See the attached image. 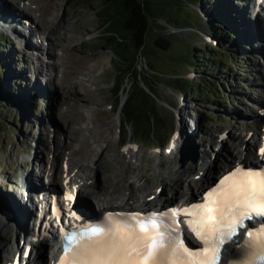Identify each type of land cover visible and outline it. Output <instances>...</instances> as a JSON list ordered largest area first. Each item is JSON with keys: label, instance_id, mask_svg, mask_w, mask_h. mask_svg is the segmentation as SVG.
Masks as SVG:
<instances>
[{"label": "rangeland", "instance_id": "obj_1", "mask_svg": "<svg viewBox=\"0 0 264 264\" xmlns=\"http://www.w3.org/2000/svg\"><path fill=\"white\" fill-rule=\"evenodd\" d=\"M19 1L21 5L25 3V0ZM157 1L165 4L171 0ZM195 1L176 0L177 4L172 13L173 19H171L179 24H192L193 27H175L167 24L165 19L149 17L151 32L146 39V49L138 52L135 47H132L130 54L135 56L133 60L135 72L128 74L127 67L130 62L127 58L128 53L125 55V59L120 54V49L126 41L123 35H127L128 31L111 26L117 30L119 37L112 41L108 40V31L104 27L105 21L101 17L104 3L101 0H58L55 4L58 7L53 8L57 13L53 24L62 26L65 24L71 29L76 41L71 43V47L75 49L74 54L80 60L77 65L83 70L85 66L89 65L88 67H90L96 63V71L93 81L78 74L81 75V78L78 79L82 80V84L78 83L76 87L77 79H72V70H68L67 77L73 82L72 88L57 86L58 91L53 83H49L46 86L49 91L46 96L41 94L37 88L38 83L45 82L44 76H39L36 79V69L32 63H25L22 60L23 52L20 50L19 44L13 38L14 42L12 43L10 39H7V36L10 38L12 36L0 30V42L4 44V47L0 45V72L5 68L9 69L11 73L9 79L3 83L5 94L0 98V243L2 244H0V259H5L8 254L5 247L8 242L17 244L18 241L21 242L22 238V234L14 227L15 221L10 209L7 210V206L1 200L9 199V197L15 198V196L17 198V195H22L23 172H26L27 169L30 174L37 172L34 169L37 160L34 157L35 152L38 155L41 154L40 159L42 160L43 158L50 159L53 144L49 141L53 142L55 135L56 138L61 136L62 148L64 133L62 134L61 131L50 132L49 138L48 136L44 138L45 147L37 145V148L34 141L41 135V126H43L42 132L47 131L46 125H42L39 119L46 118L49 110L54 107L67 110L71 105L69 97L72 94L82 93L81 97L89 100L84 107L88 119L84 120L80 114L76 115L79 126L83 125L86 130L89 127L99 129L105 121L111 123L113 127L110 140L104 141L101 147L99 146L98 154H95L91 158L92 161H88L86 164L87 166L90 164L88 166L90 173L92 168L97 166V172L93 171L95 174L97 173L96 178L99 179L95 188L101 195L107 193L111 197L113 208L118 207L119 202H122L124 207L130 206L133 201H137L134 199L138 196L150 195L156 192L157 186L161 187L162 185H164L163 192L168 193L165 196L167 199L176 198L175 193H180L179 190L183 186L185 187L189 181L188 169L190 170L191 164L194 165V169L191 171L192 177L194 178L195 175L197 178V171L201 166V153L204 149L215 152L214 157L209 160L211 159L213 162V167L216 165V170H221V167L229 162L227 157H232L230 152L243 154L242 148L245 147L246 142L251 143L247 144V147H252L254 152V131L259 125L258 109L260 108L258 103L264 97V58L260 56L257 49L261 43L256 41V31L262 27V24L260 21L258 23L249 22V20L253 21L249 17L252 7L246 6V0H230L233 5L225 4L227 0H201L195 8L186 4ZM3 2L5 5L11 6L9 0H3ZM200 9L206 19L212 18V15H216L217 18L219 16V18L225 19L224 15L231 18L229 16V11H231L233 16L231 20L237 25V34L224 41L223 46L217 47L220 53L228 52L232 56L231 66H226L225 72L222 73L219 70L215 74L219 82L231 84L230 86L226 84V88L222 89L224 102L220 103L215 98L202 99L171 85L177 83L172 80L173 78L189 77L193 82H196L208 75L191 65L198 58L197 55H203L204 50L208 53V43L217 45V39H214L213 34L208 32L209 20L201 18ZM112 12L115 10L113 9ZM35 16L36 14L28 13L25 19L33 22L34 19L36 20ZM111 17L115 19L114 16ZM156 21L157 24H164L174 34L167 36L169 39L168 48L156 45L155 40L159 36L155 31ZM226 23L231 25L230 22ZM36 24L40 26L39 23ZM44 25L45 30H48L47 25L45 23ZM43 26L41 24L40 27ZM187 34L189 35L186 37ZM51 37L54 39L56 36L52 35ZM197 48L201 51H197ZM245 56H249L248 68L247 64L243 63L246 62L243 58ZM148 62L152 64L155 72L159 75L158 77L154 76ZM240 65L246 68H242ZM58 70L62 72L60 68L51 67L54 79L57 78V83H60L63 76L58 78ZM135 73L138 82H136ZM116 82H120L122 87L119 96L113 93ZM178 82L181 87H184L185 80ZM136 84L155 104L158 126L153 132H148L147 129H141L138 126L134 127L131 123L128 125L122 123L120 108H118L119 102L120 106L124 104ZM61 96L64 100L59 106ZM23 98L25 102L18 107V99L24 100ZM48 104H51L49 109L47 108ZM35 107L36 111H34ZM17 114L18 125L15 124ZM69 114H64V117L67 116L65 121L72 113ZM55 117L57 118V113ZM252 132H254L253 135H251ZM245 136L248 137L245 138ZM130 142L132 143L130 144ZM129 147L136 150L133 158L126 152ZM40 148L43 150L42 153ZM36 149L37 151H35ZM64 154H66L65 151ZM63 156L58 157L60 158L58 162L63 163ZM32 160L34 163L30 162ZM129 160L132 161L129 163ZM27 161L29 162L25 165ZM179 168L184 169L186 173L181 174ZM114 170L118 171L117 174L113 172ZM117 179L118 183H114L113 181ZM130 181L135 183L131 184ZM196 187L198 186L196 185ZM169 192H173L172 197L168 196ZM85 193L89 194L87 191ZM173 201H177V198ZM138 202L139 205L142 204V200ZM146 207L152 206L147 203ZM8 222L14 224L11 229L5 227Z\"/></svg>", "mask_w": 264, "mask_h": 264}, {"label": "snow or ice", "instance_id": "obj_2", "mask_svg": "<svg viewBox=\"0 0 264 264\" xmlns=\"http://www.w3.org/2000/svg\"><path fill=\"white\" fill-rule=\"evenodd\" d=\"M181 216L201 247L186 242ZM256 219L259 226L249 227ZM61 239L59 264H264V168L237 164L202 202L147 214L107 212Z\"/></svg>", "mask_w": 264, "mask_h": 264}, {"label": "bare ground", "instance_id": "obj_3", "mask_svg": "<svg viewBox=\"0 0 264 264\" xmlns=\"http://www.w3.org/2000/svg\"><path fill=\"white\" fill-rule=\"evenodd\" d=\"M9 1L11 3V6L8 5L5 8H3L1 5L4 2H3V0H0V30L2 32H5L7 35L12 36L11 38L9 36H7V39L8 40L10 39L12 43L15 40V42L19 44V47H21L20 50L23 52V59L22 60H24L25 63L26 62L32 63L34 65V68L36 69V79H38L39 76H44L43 79L45 82L41 83V84L38 83V86H37V88L39 89L41 94H43L45 96L47 95L46 93H47L48 89H46V86H48L49 83H53L55 89H57L58 91H59V88H65V87H71L72 88L73 82L70 80V78L67 77L68 70H72V73H71L72 77L71 78L77 79L76 81L74 80L76 87L78 86V83L82 84V80L78 79V78H81L80 77L81 75H78V74H82L85 79H87V77H88L89 80L93 81L94 73L96 71V63H93V64L91 63L92 65L90 67H88L89 65L85 66L84 69L82 70L77 65V63L80 60L74 54L75 49H72V47H71V43L76 42L75 37L71 33L72 32L71 29L67 25H65L64 22H63V24H64L63 26L59 25L58 24L59 22L57 23L58 25L53 24V21H55L57 18V13L55 10H53V8L56 9L55 7H58V6H55V4H57L56 2L58 0H25L24 1L25 3H23L22 5H21V2L19 0H9ZM253 2H254V0H246L245 3H246V6L252 7ZM19 3H20V5H19ZM199 11L202 14L201 9ZM28 13L29 14H36V16H35L36 20L34 19L33 22H27V19H25V17H26V15L28 16ZM249 17H251V19L253 20V21L249 20V22H253V23H255V22L258 23V21H259L258 19H260V17L255 18L254 14L252 12H250ZM35 22L39 23L40 26H41V24L43 26L45 23L48 27V30L47 29L45 30V28H46L45 25L43 27H40ZM52 35H54L56 37L53 39L51 37ZM246 35L249 36V34H246ZM12 38L14 40H12ZM256 39H257L256 41H259L261 43L259 46H257V49L259 50L258 53L260 54V56H264V42H263L264 31H263L262 27L258 31H256ZM13 47H14V45H13ZM76 53H78V51H76ZM52 59H53V61H51ZM80 59L82 60L81 57H80ZM51 67H53V68L57 67V68L62 69V72H61V70H58V78H61L63 76V78L60 79V83H57V78L54 79L55 77L51 73ZM41 74H44V75H41ZM48 80H49V82H48ZM57 86H59V88ZM113 93H115V92H113ZM81 95H82V93H75V94L70 95L69 99L71 100V105L69 106V108L67 110H62L61 107H59V108L54 107V109L52 108V110H49V113H47L46 118L42 117L41 118L42 120L39 119V121L42 123V125H44V126L46 125L47 131L45 132V130H44L42 132L43 126H41V128H40L41 135H39V136L37 135L38 137H37L36 141H34V142H35V146L37 148H38V146L45 147L46 143H45L44 138L47 136L49 138L50 132L56 133V132L61 131L62 134L64 133V140L62 141L63 142L62 148H61V136H59V138L58 137L56 138V135H55V139L53 140V142L49 141L51 144H53L52 147L54 149V152L57 153V155L55 156L56 159H60L58 157H60V155L63 156L64 151L66 153L63 156L65 166H63V168H61V171L63 173V178L65 180L69 179V182H68L69 184L66 185L67 189H66V193H65L63 199L66 200L65 196L69 191L75 190V188L73 187V184L77 183V184H79L80 188H82V187L90 188L89 193H90V195L93 196V203L92 204L96 205V201L94 199L96 197L97 202L99 203V206L102 207L103 206V203H102L103 200L101 198V194L99 193V191L96 188H94V186H92V184H98L99 183V181H97L99 179L96 178L97 173L95 174L93 172V171L97 172V166L95 168H92V166H91L92 172L94 173L93 174L91 172L92 173L91 174L88 171V166L90 164L88 166L86 164H88L87 163L88 161H92L91 158H93V156L95 154H98L99 146L101 147V145L104 141L106 142V140H110V138H111L110 135L112 134L113 127H112L111 123H108L105 121H104V124H102L101 128H99V129H94L93 127L91 128L88 126L89 128H87V130H86V129H84L83 125L80 124L81 126H79L78 120H76V117H77L76 115L80 114L81 116H83L82 118L84 120L88 119V114L85 112L84 107L86 106V103L89 102V100L86 98H82ZM63 100L64 99L61 96V98L59 100V106L62 104ZM22 101L25 102V99ZM263 103H264V101L261 100L260 109H258L259 116L260 115L262 116L264 113V104ZM67 104L69 105V103H67ZM49 105H51V104H48V106H47L48 109H49ZM36 106H37V104H36ZM34 111H36V107H35ZM56 113H57V118L55 117ZM69 113L70 114L72 113V114H71V116H68L67 121H65L67 116H65L66 117L65 118L64 114H69ZM72 117H74V118H72ZM89 120H90V118H89ZM72 123L76 124V125L73 124L75 127L72 125ZM79 123H81V122H79ZM88 124H90V123H88ZM93 125H94V123H93ZM92 132H95V133H92ZM42 134H44V135H42ZM40 137H41V139H40ZM95 137H97V138L95 139ZM131 143L132 142H130V144ZM186 144L189 145L188 142H186ZM188 147H190V146H188ZM247 149L251 153L252 157L258 158L257 155L256 156L253 155L251 147L248 146ZM40 150H41V148H40ZM189 150H190V148L188 149V151ZM195 150H196V148H195ZM35 151H37V149ZM42 151L43 150H41L40 152L42 153ZM40 152H39V154H40ZM126 152L128 153V155H130V157H132V158L135 157L136 150L134 148L129 147ZM30 155L32 156L33 154H30ZM40 155H38L35 152L34 157H36L37 160L35 162L36 167L34 169L37 172L35 174L34 173L30 174V171L28 169L26 172H23L22 182L25 185L26 190L28 189L29 193L28 192L26 193L25 191H23L22 195H17V198L15 196V198L9 197V199L4 198L1 200V202L3 201L4 205L7 206L6 207L7 210H8V208L10 209V211L13 215L14 221H15L14 222L15 225L8 222L5 227L6 228L8 227L9 229H11L12 225H14L16 230L18 232H20L22 234V236H24V234L26 233V227L29 228L32 225V220H33L34 215H35L34 214L35 203H34V199L32 197V194H30L31 190L33 189L32 186H34V188H36V189H44V188H42V185L46 186V185L50 184L49 179L45 180V181L41 180V183H40V178L43 177V172H46V170H48V165L46 164V159H44V158H43V160L40 159ZM233 155L237 159H240V158H238V157H240V153H236ZM39 159H40V162H39ZM207 160L209 161V157H208V154H205V157L203 159V164L200 167V168H202L201 170L203 171V173L198 180H195L191 177V171H192V169H194V167H193L194 165L191 164L190 170L188 169V171H189L188 183L189 184L197 185L199 188H202L206 185L207 182H209V177H210L209 172H210V168H211V163L208 162ZM32 161H30V162L34 163V161L33 162ZM131 161L132 160H129L128 162L130 163ZM28 162L29 161H27L25 163V165L28 164ZM53 164H55L56 167L58 166L57 161L54 162ZM123 169H125V168H123ZM179 171H181V174L186 173L184 169L182 170V168H179ZM113 172L115 174H117L118 171L114 170ZM215 172H217V171H215ZM102 173H101V175H102ZM49 175H50V173H49ZM109 175H111V174H109ZM26 179H27V181H26ZM93 179L95 181H93ZM90 180H92V182ZM113 182L118 183V179L113 181ZM129 183L133 184L135 182L130 181ZM110 185H112V184H110ZM103 188H105V187L103 186ZM163 188H164V186H163ZM187 189L188 188L186 186L185 187L183 186L179 190L180 193H178V192H177V194L175 193L176 198H178V197L185 198L186 197L187 199H189L190 197L187 196V193H188ZM44 190H47V189H44ZM111 192H109V194H111ZM203 192H204V190L201 193L193 191L191 198H194V200H196L197 197L201 196ZM167 194L168 193L165 194L162 191L152 201H147V203L156 202V201H159L161 199H164L167 201H173L176 199V198H172L171 200H170V198L167 199L165 197ZM171 194L173 195V193H171ZM104 195H105V193H104ZM172 195H168V196L172 197ZM84 196L87 197V193H84L83 197ZM106 198H111V197H109V195L106 193ZM139 198H145V194L141 195ZM143 203H145V202H143ZM143 203L140 205H137L135 207H127V208L123 207V208H125L127 210H137V209L144 210L147 208L148 209L154 208V209L159 210L162 207H160V208H158V207L164 205L162 202H160L159 205H157L158 207H156V206L155 207H146V205H144ZM43 246H44V244H42L41 248H43ZM5 247L7 248L6 251H8V253H9L8 257H10L11 261H14V259L16 258V254L18 253V250L20 249V242L18 241L17 244L8 242L5 245ZM57 254L58 253H56V255ZM45 258H46V260H48V255H45ZM0 264H7V261H3Z\"/></svg>", "mask_w": 264, "mask_h": 264}, {"label": "trees", "instance_id": "obj_4", "mask_svg": "<svg viewBox=\"0 0 264 264\" xmlns=\"http://www.w3.org/2000/svg\"><path fill=\"white\" fill-rule=\"evenodd\" d=\"M104 3L102 7L101 17L104 19V27L107 29L108 34L107 38L109 41L115 40L116 37H119V34L116 29L111 28V26L127 30V35H123L125 37L124 46L120 49V54L123 55L125 59V55L128 53V61L129 66L127 69L128 74L135 72V67L133 64V60L135 56L131 55L132 47L136 48L138 52H142L146 49V39L151 32L149 17L152 18H162L165 19L167 24L173 25L175 27H193L192 24H179L173 22V10L176 7V0H171L166 2L167 5L160 3L157 0H101ZM201 0H196L195 2L186 3L187 6L195 8ZM157 3V4H155ZM225 4H232L230 0H227ZM233 5V4H232ZM231 9V7L228 6ZM115 12H112V10ZM196 12V11H195ZM200 12V11H199ZM111 14V15H110ZM111 16H114L115 19H112ZM168 16V17H167ZM200 16L202 19L209 20L208 21V32L213 34L214 39H217V45L215 44H207V51L204 50L203 55H197V59L191 63V65L196 66L200 72L207 73L202 80L193 82L189 77H177L172 80L177 81V83L171 84L179 89L185 90L188 94H193L201 97L202 99L210 100L217 99L218 103L224 102L222 95V89L226 88V84L231 85L229 82H219L218 77L215 76L217 71H221L222 73L227 70L226 66H231L232 56L228 52L220 53L217 47H221L224 45V41L229 40L235 34H237V25L236 22L232 21L231 11H229L228 16H223L224 18H218L216 15H212V18L206 19L200 12ZM153 19V20H154ZM236 20V19H235ZM226 22H230L231 25ZM155 31L159 36L155 40L156 45L162 48H168L169 39L167 36L174 35L172 31H169L168 27L161 23H155ZM191 34V33H190ZM189 34L186 35V37ZM175 36H177L175 34ZM178 37V36H177ZM182 39V38H181ZM121 42V41H120ZM0 45L4 47L3 42H0ZM200 45V44H199ZM1 46V48H3ZM5 48H7L5 46ZM197 51H201L197 48ZM245 58L248 68L249 56L243 57ZM148 66L154 72V76L158 77L159 75L155 72L152 64L148 62ZM241 66V65H240ZM242 67V66H241ZM243 66L242 68H244ZM246 68V67H245ZM11 73L9 69H2L0 72V98L5 94V90L3 87V83L9 79ZM136 82H138L137 74H134ZM216 77V78H215ZM160 78V77H159ZM19 80V79H18ZM179 80H185L184 87H181L178 82ZM20 85V84H19ZM18 90H20L18 88ZM115 95L119 96L122 87L120 82H116L113 88ZM152 92H154L152 90ZM226 101V100H225ZM22 99H18V107L22 105ZM120 108V117L122 123L128 125L131 123L132 125L138 126L141 129H147L148 132H153L158 126V121L156 118V107L154 102L150 99V97L142 90L137 87L132 90V92L128 95L126 101L122 106H120V102L118 105ZM18 114L15 118V124L18 125Z\"/></svg>", "mask_w": 264, "mask_h": 264}]
</instances>
